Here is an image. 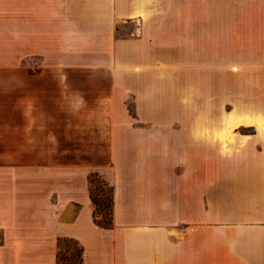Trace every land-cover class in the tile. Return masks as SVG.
Here are the masks:
<instances>
[{
	"label": "crops",
	"instance_id": "0c3cea01",
	"mask_svg": "<svg viewBox=\"0 0 264 264\" xmlns=\"http://www.w3.org/2000/svg\"><path fill=\"white\" fill-rule=\"evenodd\" d=\"M0 54V264H264V0H0Z\"/></svg>",
	"mask_w": 264,
	"mask_h": 264
},
{
	"label": "trees",
	"instance_id": "16d2710c",
	"mask_svg": "<svg viewBox=\"0 0 264 264\" xmlns=\"http://www.w3.org/2000/svg\"><path fill=\"white\" fill-rule=\"evenodd\" d=\"M99 185L102 186L99 188ZM109 189L108 203L104 201V198H99L98 194L103 191L104 188ZM99 188V190H98ZM89 190L92 203L94 205L93 217L95 223L102 228L109 229L112 227L113 218V187L110 186L103 178L98 174L93 173L89 176ZM109 207L108 212H105V205ZM99 208V209H97ZM98 217L101 218L98 219ZM63 245L65 248L63 250ZM84 249L78 241L72 238H59L58 239V252H57V264H82L83 263Z\"/></svg>",
	"mask_w": 264,
	"mask_h": 264
},
{
	"label": "rangeland",
	"instance_id": "374dc122",
	"mask_svg": "<svg viewBox=\"0 0 264 264\" xmlns=\"http://www.w3.org/2000/svg\"><path fill=\"white\" fill-rule=\"evenodd\" d=\"M40 60L38 57H25L22 55H1L0 54V85L4 84L5 79H6V74L7 71L10 70L11 68L14 69L15 72H18L22 65H32L34 67H37L39 64ZM223 78H230V75L228 72H223ZM2 98H0L1 100ZM129 109L132 110V103H129ZM213 121V120H211ZM0 122H4V119H0ZM226 122V119L223 117L222 119V123L224 124ZM243 122V121H242ZM1 124V123H0ZM210 125V124H209ZM101 187L102 190V186L99 185V188ZM98 188V190H99ZM99 198H104V201L108 203V199H109V189L108 188H104L102 192H100L98 194ZM99 209V208H97ZM109 207H107V204L105 205V212H108ZM98 219L101 220L100 217H98ZM3 243V236L2 233L0 232V245ZM65 248V245H63V250Z\"/></svg>",
	"mask_w": 264,
	"mask_h": 264
},
{
	"label": "built area",
	"instance_id": "2783aa9c",
	"mask_svg": "<svg viewBox=\"0 0 264 264\" xmlns=\"http://www.w3.org/2000/svg\"><path fill=\"white\" fill-rule=\"evenodd\" d=\"M135 35H140V28H139V26H137L135 28Z\"/></svg>",
	"mask_w": 264,
	"mask_h": 264
},
{
	"label": "bare ground",
	"instance_id": "6f19581e",
	"mask_svg": "<svg viewBox=\"0 0 264 264\" xmlns=\"http://www.w3.org/2000/svg\"><path fill=\"white\" fill-rule=\"evenodd\" d=\"M262 125V124H261ZM263 126V125H262ZM263 129V128H262Z\"/></svg>",
	"mask_w": 264,
	"mask_h": 264
}]
</instances>
